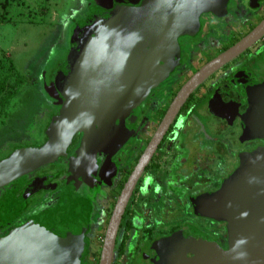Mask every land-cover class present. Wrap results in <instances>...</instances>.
I'll return each instance as SVG.
<instances>
[{
	"label": "water",
	"instance_id": "1",
	"mask_svg": "<svg viewBox=\"0 0 264 264\" xmlns=\"http://www.w3.org/2000/svg\"><path fill=\"white\" fill-rule=\"evenodd\" d=\"M258 1L249 0V5L255 6ZM226 3L141 0L139 5L119 4L111 9L88 5L87 14L73 30L67 56L51 81L61 98L58 113L48 120L42 144L14 147L0 159V188L64 156L76 133H82V137L69 159V170L74 178H89L95 170V154L103 146L110 149L113 137L116 142L125 140L121 125L130 110L174 72L180 61L177 38L193 35L202 13L222 17ZM263 33L264 19L204 65L178 91L121 192L98 264L111 263L115 234L131 189L182 103L210 71L250 47ZM260 105V127L264 131V99ZM118 132L120 136H116ZM47 182L48 178L27 181L21 201L18 199L19 209L10 206L12 193L0 198V227L8 224L25 199ZM210 200L214 217L228 223V248L222 249L197 230L180 231L173 236L197 239H166L161 264H264V152L242 159ZM89 205L76 196H65L52 209L10 230L0 237V264H81Z\"/></svg>",
	"mask_w": 264,
	"mask_h": 264
},
{
	"label": "flooded vegetation",
	"instance_id": "2",
	"mask_svg": "<svg viewBox=\"0 0 264 264\" xmlns=\"http://www.w3.org/2000/svg\"><path fill=\"white\" fill-rule=\"evenodd\" d=\"M72 1L65 4L64 10L74 11ZM76 2L75 14L84 7L79 19L82 20L90 4L111 9L119 4L139 5L141 0ZM263 19L264 0L255 6H250L249 0H227L222 17L202 13L197 31L177 38L180 61L174 72L130 110L121 125L125 140L116 142L117 138L113 137L110 149L103 146L95 154V170L89 178H74L69 170V159L82 137V133H76L64 156L0 188V198L13 194L10 206L16 210L27 181L49 179L43 188L25 199L8 224L0 227V237L30 217L52 209L61 198L76 196L90 203L81 264H98L121 192L178 91L204 65ZM263 99L264 33L194 87L155 143L120 216L110 264H161V249L166 239H197L173 236L180 231L197 230L222 249L228 248V223L214 217L210 199L242 159L263 154L264 131L259 117ZM59 108L60 105L52 114H57ZM120 135L121 132L116 134Z\"/></svg>",
	"mask_w": 264,
	"mask_h": 264
},
{
	"label": "rangeland",
	"instance_id": "3",
	"mask_svg": "<svg viewBox=\"0 0 264 264\" xmlns=\"http://www.w3.org/2000/svg\"><path fill=\"white\" fill-rule=\"evenodd\" d=\"M69 1L0 0V13L6 7L8 17L0 23V72L11 62V81L19 73L24 82L17 96L0 108V128L5 125L2 129L7 130L0 132V159L14 147L40 145L45 140V127L61 100L51 81L67 56L73 30L84 10L75 14L76 0L71 2L74 11L64 10ZM8 113L13 115L5 116ZM8 130H13L10 137Z\"/></svg>",
	"mask_w": 264,
	"mask_h": 264
},
{
	"label": "trees",
	"instance_id": "4",
	"mask_svg": "<svg viewBox=\"0 0 264 264\" xmlns=\"http://www.w3.org/2000/svg\"><path fill=\"white\" fill-rule=\"evenodd\" d=\"M6 14H7V8L5 7L4 12L0 13V23L8 21V17ZM1 70L2 69H0V71ZM13 74H14V66H13V63L11 62L7 65L6 70H3V72H0V108H5L8 102L10 101V99L17 96L19 86H21L24 83L23 78L21 77L19 73L18 74L16 73L15 77L11 81ZM11 114L12 113H8V115H5V116H10ZM3 127L0 128V132L6 133L7 130L5 131L4 129H2ZM8 132L9 133L7 135L10 137L13 130L12 131L8 130Z\"/></svg>",
	"mask_w": 264,
	"mask_h": 264
},
{
	"label": "clouds",
	"instance_id": "5",
	"mask_svg": "<svg viewBox=\"0 0 264 264\" xmlns=\"http://www.w3.org/2000/svg\"><path fill=\"white\" fill-rule=\"evenodd\" d=\"M241 243H243V241H241Z\"/></svg>",
	"mask_w": 264,
	"mask_h": 264
}]
</instances>
